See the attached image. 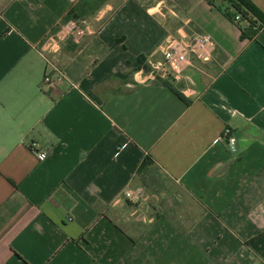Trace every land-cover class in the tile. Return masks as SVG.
<instances>
[{
    "label": "crops",
    "instance_id": "0c3cea01",
    "mask_svg": "<svg viewBox=\"0 0 264 264\" xmlns=\"http://www.w3.org/2000/svg\"><path fill=\"white\" fill-rule=\"evenodd\" d=\"M225 7L0 0V264H264V30L242 40ZM72 18L81 42L44 51ZM202 33L211 60L149 74Z\"/></svg>",
    "mask_w": 264,
    "mask_h": 264
},
{
    "label": "built area",
    "instance_id": "2783aa9c",
    "mask_svg": "<svg viewBox=\"0 0 264 264\" xmlns=\"http://www.w3.org/2000/svg\"><path fill=\"white\" fill-rule=\"evenodd\" d=\"M239 17L235 16V20ZM87 34V24L84 20L72 18L64 23H60L42 41L41 47L44 51L54 52L59 45L70 40L74 44H79ZM215 44L211 36L206 33L197 34L192 39L170 38L160 48L162 60L155 63L149 74L167 79H177L188 67L192 66L194 60L209 61L212 59V52ZM43 84H51L49 76H44ZM223 137L226 140L230 151L236 150V137L226 129ZM38 144H33V150L38 149ZM47 154L44 151L36 152V158L42 162ZM123 198L130 203H138L144 198L142 190L138 188H128Z\"/></svg>",
    "mask_w": 264,
    "mask_h": 264
},
{
    "label": "trees",
    "instance_id": "16d2710c",
    "mask_svg": "<svg viewBox=\"0 0 264 264\" xmlns=\"http://www.w3.org/2000/svg\"><path fill=\"white\" fill-rule=\"evenodd\" d=\"M226 4L223 12L231 21H233L240 29L242 40H254L261 31L264 30V13L256 7L251 0H223ZM235 16L239 19L235 20ZM162 84L167 85L178 96H182L176 92L168 82ZM148 161L144 159L142 165ZM264 235V231L257 237Z\"/></svg>",
    "mask_w": 264,
    "mask_h": 264
}]
</instances>
